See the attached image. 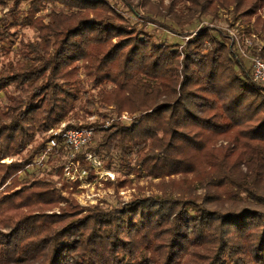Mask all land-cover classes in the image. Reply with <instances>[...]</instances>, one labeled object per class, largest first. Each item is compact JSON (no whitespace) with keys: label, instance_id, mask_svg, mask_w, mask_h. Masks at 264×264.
<instances>
[{"label":"trees","instance_id":"1","mask_svg":"<svg viewBox=\"0 0 264 264\" xmlns=\"http://www.w3.org/2000/svg\"><path fill=\"white\" fill-rule=\"evenodd\" d=\"M187 1L186 18L231 5L251 17L264 5ZM150 2L142 3L146 15H170L164 0H156L159 10ZM48 3L66 11L37 21V40L21 41L19 57L0 67V93L16 91L0 109V264H264V85L206 27L179 50L129 25L105 0H31L29 23ZM14 18L0 19V51ZM80 71L98 87L96 98L81 88ZM81 96L85 111L98 102L138 114L112 121L87 151L115 154L129 169L134 161L136 171L161 179L160 194L79 208L51 178H21L51 137L36 134L74 114ZM65 151L58 138L45 155L60 176ZM85 152L71 161L85 163Z\"/></svg>","mask_w":264,"mask_h":264},{"label":"rangeland","instance_id":"2","mask_svg":"<svg viewBox=\"0 0 264 264\" xmlns=\"http://www.w3.org/2000/svg\"><path fill=\"white\" fill-rule=\"evenodd\" d=\"M30 1L22 0L16 7H14V0H5L3 3H0V19H5L10 25L14 23L15 16L18 15L19 20V24H15L10 28L11 35L8 37V41H4L3 43L5 50L0 51V67L7 64V62H14L19 57L21 41L35 42L37 40L38 31L33 26L37 21L47 24L50 21V17L48 16L50 11H66L58 3L44 4L33 14L32 20L35 21L29 23ZM105 1H108L121 12L128 19L129 25L135 26L142 33L150 34L159 43L176 44L179 50H181L185 41L192 38L199 28L206 27L209 29L211 35L217 36L226 48L233 49L234 52V47L229 45L233 37L230 32L253 36V40L257 43L254 49L258 48L261 55L264 56V49H262L264 48V5L251 17L237 15L234 13L233 6L231 5L227 8L217 7L214 15L206 13L194 14L192 18H186L182 17V15L187 11V0H164L166 5H171L170 15L165 11H160L161 13L158 15H146L149 4H142L145 0H129L136 12L142 16L139 17V15H131L121 0ZM150 1V6L154 7L152 10H159L156 0ZM261 3L262 1L259 0V6ZM174 14L181 16L179 18L180 23H177L172 18ZM148 17L151 19L147 20ZM257 17L260 19L259 23H255ZM190 20L192 21L191 24L187 25V22ZM235 54L251 74L247 61L240 58L236 52ZM83 75V72L80 71V77L82 78L81 88L91 94L93 98H96L98 87L93 86L91 82L85 80ZM15 92L14 85H10L6 91L0 93V109L4 108L8 95ZM83 101L84 96H81L74 104L73 112L75 113H71L67 119L42 133H37L36 141L41 137L46 138L51 136V129L68 128L66 127L67 125L91 127L94 131L92 143L80 151L81 153L86 151L84 154L85 163L79 160L71 161V154L65 151L62 157L64 162L63 172L60 176L55 165L53 163H45L46 156L39 155L35 157L31 165L26 167L25 172H20L21 178L28 180L41 176L51 178L56 181V187L61 190L62 194L70 196L79 208L99 205L109 209L114 206H121L123 203H127L134 198H144L149 195L160 194L161 179L148 176L141 169L136 171L137 167L134 161L132 164L135 167L129 169L115 154L106 153L102 150L100 152L87 151L89 147H94L101 140L104 130L109 127L112 121L117 119L118 121L123 120V122L130 123L138 114L127 111L118 114L117 111H114L113 105L107 106L105 110L100 107L98 102L93 108L85 111L84 107H82ZM100 112H103L107 116H100ZM13 159L14 157L5 158L3 162L9 163ZM87 164L90 166V170L88 171L86 170ZM164 180H169V178L165 177ZM194 185L197 189L201 186L197 182ZM171 187L173 186L167 185L164 188ZM60 205H64V203L61 202ZM47 212H59V207H54Z\"/></svg>","mask_w":264,"mask_h":264},{"label":"built area","instance_id":"3","mask_svg":"<svg viewBox=\"0 0 264 264\" xmlns=\"http://www.w3.org/2000/svg\"><path fill=\"white\" fill-rule=\"evenodd\" d=\"M230 34L233 37L229 45L234 47L240 58L247 61L254 80L264 85V56L261 55L258 48L254 49L257 43L253 40V36L239 35L234 32H230ZM50 132L52 133L51 138L46 144L45 152L40 156H45L49 150L55 147L58 138L63 140L65 148L71 155H74L92 143L94 134L91 127L51 129Z\"/></svg>","mask_w":264,"mask_h":264}]
</instances>
